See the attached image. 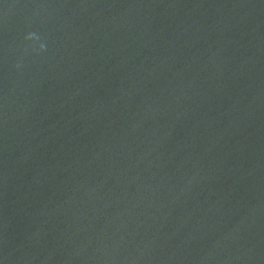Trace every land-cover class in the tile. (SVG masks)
<instances>
[{
    "label": "water",
    "instance_id": "obj_1",
    "mask_svg": "<svg viewBox=\"0 0 264 264\" xmlns=\"http://www.w3.org/2000/svg\"><path fill=\"white\" fill-rule=\"evenodd\" d=\"M0 264H264V0H0Z\"/></svg>",
    "mask_w": 264,
    "mask_h": 264
},
{
    "label": "clouds",
    "instance_id": "obj_2",
    "mask_svg": "<svg viewBox=\"0 0 264 264\" xmlns=\"http://www.w3.org/2000/svg\"><path fill=\"white\" fill-rule=\"evenodd\" d=\"M28 39H38L34 34H30ZM45 46L43 44L40 45V51H44Z\"/></svg>",
    "mask_w": 264,
    "mask_h": 264
}]
</instances>
